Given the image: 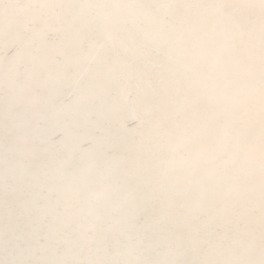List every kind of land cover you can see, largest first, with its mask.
I'll return each mask as SVG.
<instances>
[{"label": "snow or ice", "instance_id": "obj_1", "mask_svg": "<svg viewBox=\"0 0 264 264\" xmlns=\"http://www.w3.org/2000/svg\"><path fill=\"white\" fill-rule=\"evenodd\" d=\"M0 264H264V0H0Z\"/></svg>", "mask_w": 264, "mask_h": 264}]
</instances>
